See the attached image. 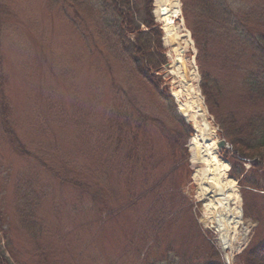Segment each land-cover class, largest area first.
<instances>
[{
    "label": "rangeland",
    "instance_id": "rangeland-1",
    "mask_svg": "<svg viewBox=\"0 0 264 264\" xmlns=\"http://www.w3.org/2000/svg\"><path fill=\"white\" fill-rule=\"evenodd\" d=\"M147 1L131 0L135 19ZM227 1L242 21L264 23V0ZM179 3L166 38L153 0L167 62L149 78L156 89L104 27L97 0H0V250L12 263L229 264L194 178L197 129L180 107L191 99L185 87L200 91L223 140L202 69L218 82L224 113L245 117L244 74L234 65L252 68L251 58L235 57L212 24L203 58ZM196 3L193 23L204 21ZM227 151L220 158L243 214L244 242L232 264H244L245 251L264 243V168Z\"/></svg>",
    "mask_w": 264,
    "mask_h": 264
},
{
    "label": "trees",
    "instance_id": "trees-1",
    "mask_svg": "<svg viewBox=\"0 0 264 264\" xmlns=\"http://www.w3.org/2000/svg\"><path fill=\"white\" fill-rule=\"evenodd\" d=\"M100 4V16L104 27L113 32L119 42L123 53L134 63L137 72L143 76L156 89L159 86L149 78L157 77L163 66L167 65L163 49L161 47V32L155 26V19L152 16L153 0H148L145 5V13L140 19H135L131 0H97ZM196 3L197 16L203 14L204 21L194 22L195 14L192 16L193 6ZM190 1L191 14H188V2L183 0L184 11L188 24L193 31V36L198 41L200 55L207 58L210 49L208 48L210 35L206 31L209 26H215L219 32L218 36L227 41V46L237 48L240 59L250 54L251 67H242L240 61L234 65L237 72L242 71L244 79L241 83L243 100L249 108L250 114L245 117H238L231 112L224 113L220 101L221 93L218 82L212 78L208 71L202 69V93H204L210 113L215 117L216 123L221 128L220 136L229 142L232 152L239 155L241 160L257 158L255 168H264V23L261 18L254 19L251 15L246 22L241 16L235 15L230 9L227 0H192ZM201 8V9H200ZM202 10V11H201ZM240 18L241 22L236 19ZM144 27V29H143ZM235 39V41H234ZM231 42H228L230 41ZM236 43V44H235ZM201 68L203 60L199 58ZM152 76V77H153ZM168 98L170 101L172 96ZM179 118V117H178ZM194 134V131H188ZM227 153H231L227 151ZM161 198H157L156 206L160 208ZM161 210V209H159ZM157 216V214H156ZM159 220L160 217L157 216ZM156 218V219H157ZM164 223V224H163ZM167 224L157 222L156 231L165 228ZM175 225V221L170 223ZM169 256L168 252L166 257ZM244 264H264V243L247 249L244 253ZM0 264H15L0 250ZM215 264H222L215 263Z\"/></svg>",
    "mask_w": 264,
    "mask_h": 264
},
{
    "label": "bare ground",
    "instance_id": "bare-ground-1",
    "mask_svg": "<svg viewBox=\"0 0 264 264\" xmlns=\"http://www.w3.org/2000/svg\"><path fill=\"white\" fill-rule=\"evenodd\" d=\"M155 8L156 17L164 24L165 37L172 38L175 33L174 26L182 11L179 0H155ZM181 76L186 79L185 73L181 72ZM184 92L188 93L191 99L181 104L180 113L197 129L191 145V160L197 170L194 178L198 181L200 198L207 201V211L215 217L219 246L228 263L232 264L235 252L244 242L241 234L242 202L237 183L228 178V164L220 158L216 130L209 123L200 91L185 87Z\"/></svg>",
    "mask_w": 264,
    "mask_h": 264
},
{
    "label": "water",
    "instance_id": "water-1",
    "mask_svg": "<svg viewBox=\"0 0 264 264\" xmlns=\"http://www.w3.org/2000/svg\"><path fill=\"white\" fill-rule=\"evenodd\" d=\"M217 147L220 148V149H227L228 147V143L225 141V140H222L220 141L218 144H217Z\"/></svg>",
    "mask_w": 264,
    "mask_h": 264
}]
</instances>
